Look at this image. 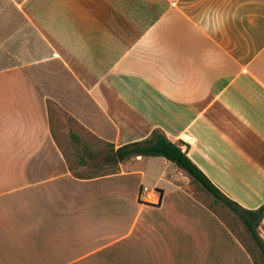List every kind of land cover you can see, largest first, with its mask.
Returning <instances> with one entry per match:
<instances>
[{
    "label": "crops",
    "instance_id": "crops-1",
    "mask_svg": "<svg viewBox=\"0 0 264 264\" xmlns=\"http://www.w3.org/2000/svg\"><path fill=\"white\" fill-rule=\"evenodd\" d=\"M74 128L114 150L159 129L263 206L264 0H0V264H253L163 158L73 176Z\"/></svg>",
    "mask_w": 264,
    "mask_h": 264
},
{
    "label": "trees",
    "instance_id": "trees-1",
    "mask_svg": "<svg viewBox=\"0 0 264 264\" xmlns=\"http://www.w3.org/2000/svg\"><path fill=\"white\" fill-rule=\"evenodd\" d=\"M49 116L53 103L47 102ZM95 141L101 143L97 139ZM106 148V153H115L118 159V163L135 157H160L166 161L172 163L176 168L183 171L191 179L190 184L199 185L205 192H207L213 198V204H220L227 208L233 215H235L242 225L244 231L252 241L254 247L258 250V257L255 251L249 248L245 243L233 232V228L225 220L221 218L217 210L212 205L207 204L199 198L198 195H194L199 201L214 213L219 219L227 226V228L239 239L243 247L251 256L253 264H264V241L258 233V228L264 219V205L255 209L247 210L239 206L234 201L227 198L217 187H215L211 181L201 172V170L189 159L187 151L182 149L184 146L182 141L172 142L167 136L159 129L152 131L150 136L145 140L134 142L132 144L123 146L114 150L113 146L105 143H101ZM88 151L89 148L86 147ZM90 158H93L90 153H87ZM69 170L76 178L83 179L84 175L75 171L74 167L68 165ZM90 175L88 178H93ZM87 178V177H86ZM190 191V189H189ZM191 193H193L191 191ZM259 258V261L257 260Z\"/></svg>",
    "mask_w": 264,
    "mask_h": 264
},
{
    "label": "rangeland",
    "instance_id": "rangeland-1",
    "mask_svg": "<svg viewBox=\"0 0 264 264\" xmlns=\"http://www.w3.org/2000/svg\"><path fill=\"white\" fill-rule=\"evenodd\" d=\"M55 116H56L55 118H57V120L62 125H65L64 124L65 120H63L60 115L55 114ZM69 126H72V125H69ZM74 130H76V132L79 135V142H78V147L75 148L74 150L72 148H69V150H66L67 153L69 154V157L73 159L74 156L77 155L78 153L81 159L87 158L86 156L87 153H90V155L93 156V158H90L88 155L87 162L84 160L86 166L82 168L81 173L83 175L90 176V175H98L104 172L105 170L111 171L115 167L116 164L110 165V164L105 163L104 154L106 153L105 152L106 148L103 146V144L95 141L83 131H80L76 128H74ZM86 147L89 148L88 151L86 150ZM189 189L193 193H197V195L199 196L201 200H203L209 205H212L215 208V210H217L221 218L231 225V227L233 228V232L245 243V245L253 249L255 251V254L258 257L259 255L258 250L254 247L252 241L249 239L248 235L244 231L242 225L240 224V222L238 221L235 215H233L224 206L220 204H213V201H214L213 198L207 192H205L199 185L190 184ZM257 260L259 261V258H257Z\"/></svg>",
    "mask_w": 264,
    "mask_h": 264
},
{
    "label": "water",
    "instance_id": "water-1",
    "mask_svg": "<svg viewBox=\"0 0 264 264\" xmlns=\"http://www.w3.org/2000/svg\"><path fill=\"white\" fill-rule=\"evenodd\" d=\"M104 158L107 164H117L118 163V159L115 153L107 154L104 156Z\"/></svg>",
    "mask_w": 264,
    "mask_h": 264
},
{
    "label": "built area",
    "instance_id": "built-area-1",
    "mask_svg": "<svg viewBox=\"0 0 264 264\" xmlns=\"http://www.w3.org/2000/svg\"><path fill=\"white\" fill-rule=\"evenodd\" d=\"M148 191V189L146 187H144L142 190H141V193H146Z\"/></svg>",
    "mask_w": 264,
    "mask_h": 264
}]
</instances>
